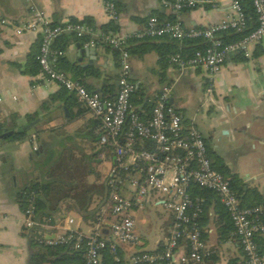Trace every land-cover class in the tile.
I'll return each instance as SVG.
<instances>
[{
  "label": "crops",
  "instance_id": "1",
  "mask_svg": "<svg viewBox=\"0 0 264 264\" xmlns=\"http://www.w3.org/2000/svg\"><path fill=\"white\" fill-rule=\"evenodd\" d=\"M112 1L118 15L115 22L107 17L101 0H0V125L22 128L29 124L28 115H37L26 139L0 147V264H29L35 252L32 240H54L68 230L83 237L93 233L108 237L110 204L103 207L100 194L106 197V183L114 169L113 157L103 155L98 143L90 140L93 115L89 111L79 115L77 106L55 97L61 88L47 82L40 73L34 77L29 73L33 70L30 60L38 51L40 34L17 36L12 27L1 25V20L21 24L36 9L55 23L90 18L98 28L108 26L115 28L117 34L127 35L143 31L150 17L162 22L176 18L189 30L205 29L234 15L231 0H198L195 9L178 17L164 0ZM154 44L143 55L130 56L129 80L136 93L150 98L168 86L173 110L181 115L185 128H194L201 134L210 158L228 167L232 176L242 180L245 189L264 194V38L250 47L249 57L237 52L228 54L214 77L203 69L180 72L162 65L158 53L165 51L170 41L163 39ZM64 61L68 65L67 76L72 80L76 70L97 72L99 76L88 73L81 78L82 84L97 94L104 93L109 86L107 76L120 73L109 50L84 42H71L64 52ZM116 83L118 80L115 87ZM49 99L52 101L43 107ZM43 149L62 165L56 174L60 179L84 180L86 184L84 189L66 185L67 197L52 211L51 220L40 228H28L22 194L40 183L44 171L38 156ZM78 161L86 167L84 173L77 169ZM85 186L91 188L85 194L87 211L100 215L94 223L92 218L83 219L78 214L71 199L86 190ZM123 188L124 196L134 194L133 187L124 184ZM152 193L141 207L132 210L139 242L133 247H120L124 264H130L129 258L137 251H155L169 233L172 213L166 206L167 196L154 199L152 204ZM158 207L165 212L159 213ZM215 213L211 207L209 222L204 227L206 249L213 256L200 264H245L233 237L220 241L219 216ZM69 220L72 224H68Z\"/></svg>",
  "mask_w": 264,
  "mask_h": 264
},
{
  "label": "built area",
  "instance_id": "2",
  "mask_svg": "<svg viewBox=\"0 0 264 264\" xmlns=\"http://www.w3.org/2000/svg\"><path fill=\"white\" fill-rule=\"evenodd\" d=\"M103 9L110 21H117L118 15L111 0H101ZM174 12L183 8H193L198 0H174L169 4ZM234 15L226 21L209 26L205 29L184 30L178 23L160 25L155 17L147 20L143 31L127 35L111 34L103 37V41L113 49L120 51L121 74L118 79V91L114 100L103 101L97 93L72 81L67 75L55 69L56 52L51 51L53 40L65 30L72 28L80 36L86 32L83 27L68 25L65 29L51 26L52 21L40 10L34 9L30 18L16 24L12 21L1 20V25L12 27L14 34L20 36L25 33L40 34L41 43L37 56L41 76L49 83L75 95L94 118L101 122L103 134L100 136L98 146L104 154L114 159V169L111 172V182L119 186L127 184L134 188L130 197L112 192L109 199L111 223L109 235L104 238L93 233L83 237L73 231H66L57 239L47 241V244L74 243L78 250L84 240V264H100L101 251L108 249L114 261L119 264V248L121 246L133 247L138 244L139 238L135 233V223L132 216L133 207H141L151 191L163 193L167 196L166 206L175 216L176 225L172 237L165 243L164 251L160 254H137L129 258L130 264H200L206 252V245L195 230L186 232L189 250L187 253L177 245V238L181 232L182 224L189 221L187 210L190 200L187 187L190 182L197 186L211 190L219 202L227 210L234 234L245 258V264H264V255L260 254L256 244V237L264 236V206L241 208L235 194L229 188V182L212 168L208 157L207 147L201 134L194 128L184 129L181 115L175 113L166 104L170 101L171 90L164 87L156 97L152 117L144 122L134 113L130 104L133 85L128 80L130 69L128 52L124 49L130 38L143 37L161 38L169 36L181 40L204 39L211 42V46L204 52L196 51L190 57L179 54L169 58L171 66L178 71L203 69L211 77L221 71L225 57L230 53H242L249 57V49L264 38V0H252L257 15V28L246 38L233 44L222 46L214 38L215 34L226 31H240L244 25V15L236 0H231ZM126 126V129H125ZM152 140L156 153L138 152L134 149L139 140ZM37 147H33L36 151ZM182 152L180 157L176 152ZM142 165V167H140ZM127 173L126 180L121 181L119 171ZM131 172V173H130ZM144 174V176H143ZM34 208L29 205L24 211L25 225L28 228L38 226L33 220ZM72 224V220L68 221Z\"/></svg>",
  "mask_w": 264,
  "mask_h": 264
},
{
  "label": "trees",
  "instance_id": "3",
  "mask_svg": "<svg viewBox=\"0 0 264 264\" xmlns=\"http://www.w3.org/2000/svg\"><path fill=\"white\" fill-rule=\"evenodd\" d=\"M236 1L244 15L245 25L240 31H235V30L230 29V30L221 31L215 34L214 38L218 40L222 46H226V45L233 44V43L243 40L248 35H250L257 28V25H258L257 15L254 11L252 0H236ZM167 2L169 4H172L174 0H167ZM196 7L197 5L193 8H183L178 12L173 11V13L175 17H178L182 13L193 10ZM115 9H116V6H115ZM175 19H171L165 22L158 21L157 19V21L160 25L167 24V23L169 24L178 23L182 27V25ZM68 25L72 27H76V26L83 27L84 29H86V32L82 33L79 36L78 31L72 28L71 30L63 31L53 40V42L51 43V51L57 53L55 55V65H54L56 70L67 75L68 65L64 61V52L67 46L71 42L73 43L75 41L84 42V43L97 45V46H102L105 49L109 50L113 54V57L115 60V67H117L119 70L121 69L120 51L117 49H113L111 46H109L103 41V37L107 35H111V34H116L115 28H109L108 26L103 27V28H98L96 27V25L92 22L90 18H85L81 21L71 19L65 24H60V23H55V22L51 23V26L53 28L59 27V28L65 29ZM163 39H167L168 41H170V44L166 46L165 51H163L162 53L159 52L158 55H159L161 64L162 65L165 64L167 66H171L169 58L172 55L179 54L182 57L188 58L192 56L196 51L204 52L206 49H208L211 46V42L204 40V39H200V38L199 39L183 38L181 40H177V39H172L169 36H163L161 38H150V37H143L141 39L130 38L127 40V43L124 49L128 52L129 56H132V55L141 56L144 53H146L149 49H152L155 46L154 44L155 42L159 40H163ZM40 43H41V37L39 39L38 51L36 55H34L32 59L30 60L33 70L29 71V73L33 77L41 72L40 67L38 65V61H37ZM137 44L139 45L138 47L135 46ZM145 46L147 47L143 48ZM138 49H141V50H138ZM88 73L91 75L99 76L97 72L93 74L92 72L85 73L82 70H76L74 73L75 80H72V79L71 80L82 84V81H81V78L83 77L82 75L88 74ZM120 74H121V70H120V73L116 76L106 77V80L110 84L109 86L106 87V91L104 93L98 94L103 101L114 100L116 93H117L115 90L116 88L115 81L119 79ZM128 77H129V72H128ZM129 82L131 83L130 80ZM83 86L85 87V85ZM86 90L88 89L86 88ZM159 93L155 94L154 97H150V98L143 97L142 94L136 93V89L134 87L133 93L130 98V104L133 107L134 113H136L142 121L148 122L151 119L153 108L156 102V97L157 95H159ZM59 96L63 97L67 101V104H71L72 106H77L79 115H82L84 114L85 111H88V109L81 102H79V100L75 97V95L68 93L67 91L63 89H60V91L57 93V95H55V97L59 98ZM49 101H52V100L49 99L47 100V102H44L43 107H46ZM166 105L173 110V106L170 101H168ZM13 118L14 117H12V121H13ZM36 119H37L36 114L28 115L26 117L27 123L29 124L32 122H35ZM93 124H94V128L90 131V134H91L90 140L93 143H98L100 136L103 134V130L101 129V122L98 118H94ZM125 129H126V126H125ZM184 129L186 128L184 127ZM9 131H12L13 134L7 138L0 140V147L5 143L20 142L29 136V130L22 131L21 128H16V127H12L8 129L6 128L5 125L3 124L0 125V135L5 132H9ZM134 149L138 152L145 151V152L156 153L155 145L152 140H146V139L142 140L141 139L137 142ZM99 150L103 151L102 149H99ZM45 152H46L45 149H43L42 153H40L38 156L39 164L42 170L44 171V174L41 177L40 183L27 188L26 190L23 191V194H22V202H23L24 211L27 209L29 205H31L34 208L33 220L38 224V226H35L32 228H40V225H43L47 222L46 220H49V219L51 220L50 214L52 213V211L57 210L58 209L57 204L63 201L65 197H67L64 195L65 194L64 188L66 185L69 186V188H73V189L77 188L76 186L82 187L84 189V186H80L77 180L66 182L60 179L61 177L56 174H57V171L60 170V166L62 165H58V163H56L57 160L54 161L53 157L51 155L49 156L46 155ZM207 152H208V149H207ZM176 154H179L180 157H182L183 155L182 152H178V151L176 152ZM208 157L211 160L213 170H215L223 178L228 180L229 188L235 194L239 202V206L241 208H252V207H257V206H264V194H260L256 189H253V188L245 189V184L242 182V180H240L237 176H232L230 169L228 167L221 164L214 158L211 159L209 153H208ZM140 167H142V165ZM126 176H127V173H124L121 170L119 171V178L121 181L126 180ZM111 180L112 178L110 177V179L106 183V187H105L106 197H104L103 194H100V198L102 200L101 203H103V207L106 206L107 203L109 205L110 203L109 199H110V195L112 192L115 191L117 193H122L125 191L124 188L122 186H119V184L116 182L113 184H110ZM85 187H86L85 188L86 190H83L81 192V194H83L82 197H80L81 194L79 193L78 197L76 196L71 199L74 201L73 207L78 211V214L83 219L87 217L92 218L93 223H94V222H97V220L100 218V215L97 216L98 214L97 212L94 215L89 214L90 212L87 211L89 209V203L87 204V201H86L87 197L85 196V194L90 193L91 188L89 186H85ZM73 189H69V190H73ZM69 190H67V194L70 193ZM187 193H188L189 200H190L189 208L187 210V216L189 218V221L188 223L181 225V228L179 229V231L182 232L184 230V232L180 234L181 236L179 238H177V245L183 251L184 254L187 253L189 250L186 232L188 233V232L195 230L196 232H198L200 239L205 243L204 227L209 222L208 212L211 207H214V211L216 212L215 214L219 216V231L221 234L220 241L221 242L226 241L227 239L233 237L237 242V238L234 234V228L232 226L229 214L227 210L224 208V206L219 202V199L217 198L214 192L208 189L201 188L197 186V184H195L194 182H190L187 187ZM135 208L136 207L134 206L133 209ZM108 211L110 214V210ZM170 219H171V222H170V227H169V233L167 234L165 241L159 243L155 251L153 252L137 251L138 253L137 252L136 253L138 255L144 254V253L149 254V255H155V254H160L164 251L165 243L171 239L172 232L176 225L174 214H171ZM32 241H33L32 245L35 248V252L31 256L29 264H84L85 262L84 240L82 241L81 247L78 250L74 249L73 242L49 245L47 244V241H45L44 239L32 240ZM255 241H256L259 253L264 255V236L256 237ZM100 253H101L100 264H117L114 261L113 257L109 254L108 249H104ZM212 256L213 254L206 249L205 254L202 256L201 263L205 262L208 259H211ZM119 258H120L119 264H124L120 248H119ZM189 264H193V263H189Z\"/></svg>",
  "mask_w": 264,
  "mask_h": 264
},
{
  "label": "rangeland",
  "instance_id": "4",
  "mask_svg": "<svg viewBox=\"0 0 264 264\" xmlns=\"http://www.w3.org/2000/svg\"><path fill=\"white\" fill-rule=\"evenodd\" d=\"M92 162L95 163L94 160H92ZM78 164H80V165H76L77 169H80L79 171L84 173L86 167L84 166V164L82 165L80 161H78ZM76 176H77V173H76ZM77 182L80 184V186H84L86 184V182L84 180H78ZM152 192H153L151 195V203L152 204H153L154 199H157V198L161 199L163 196H165L164 194H160L159 192H156V191H152ZM158 211H159V213H163V212H165V209L163 207H158Z\"/></svg>",
  "mask_w": 264,
  "mask_h": 264
},
{
  "label": "water",
  "instance_id": "5",
  "mask_svg": "<svg viewBox=\"0 0 264 264\" xmlns=\"http://www.w3.org/2000/svg\"><path fill=\"white\" fill-rule=\"evenodd\" d=\"M116 91H118V84H117V83H116ZM33 125H34V123H30V124H28V125L22 127L21 130H22V131H26V130L32 128ZM12 134H13L12 131L5 132V133H3V134L0 135V140L9 137V136H11Z\"/></svg>",
  "mask_w": 264,
  "mask_h": 264
}]
</instances>
